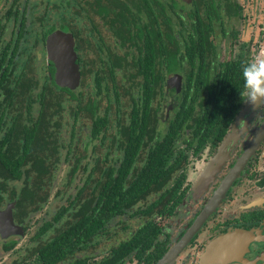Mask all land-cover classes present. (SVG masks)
<instances>
[{"label": "trees", "instance_id": "trees-1", "mask_svg": "<svg viewBox=\"0 0 264 264\" xmlns=\"http://www.w3.org/2000/svg\"><path fill=\"white\" fill-rule=\"evenodd\" d=\"M81 1L66 0L64 7L73 23L83 13L88 25V37L84 38L87 44L84 42L81 51L85 68L81 70L82 82L89 79L92 89L90 85L100 72L131 81V70L136 69L146 106L139 107L133 97H128L130 110L122 122L118 117L122 112L121 98L129 92L123 84L114 82L111 89L105 83L101 90L97 83L98 97L82 105L77 92L54 90L52 86L48 102L40 101L37 118H26L28 125L22 123L23 118L12 119L0 140V201L5 197L15 200L14 215L21 225L48 204L53 195L56 198L50 220L31 232L33 250L28 252L26 246L18 254L19 263L14 264H29L28 257H34V264L54 263L56 257L69 256L77 246L84 247L90 240L98 245L111 217L144 205L141 202L148 193L164 189L170 195L162 194L161 198H173L175 191L186 190L188 187L183 184L187 167L194 164L195 157L207 150L210 153L221 143L245 100L240 92L241 69L249 61L246 43L237 44L230 59L215 72L211 73L208 67L214 55L209 40L214 26L221 25L223 18L240 16L241 8L234 0H83L85 8L80 9ZM92 14L112 28L114 44L123 52L118 57L105 48L97 60L89 58L88 43L96 35L93 31H99ZM71 33L76 40L75 29ZM155 45L162 46L160 51ZM76 51H80L78 46ZM96 52L92 51L93 58ZM156 68L164 77L180 72L183 81L176 95L178 105L162 138L151 144L142 129L139 110L141 115H147L148 100L157 86L150 84L148 78L153 77ZM162 86L164 91H174L164 82ZM102 98L105 105L100 107L99 115L96 104ZM80 114L85 123L80 121ZM113 123L116 137L111 133ZM80 141L84 144L81 151L90 148L95 164L80 163L82 157L78 151L75 153ZM70 159L74 162L67 163L65 191L60 193L53 189L56 173L61 162ZM78 171L85 175L80 186L74 185L80 180H75ZM10 183L17 185V190ZM71 188L74 193L69 197ZM158 204L159 200L152 205ZM30 228L26 223L27 235Z\"/></svg>", "mask_w": 264, "mask_h": 264}, {"label": "flooded vegetation", "instance_id": "flooded-vegetation-1", "mask_svg": "<svg viewBox=\"0 0 264 264\" xmlns=\"http://www.w3.org/2000/svg\"><path fill=\"white\" fill-rule=\"evenodd\" d=\"M65 1L56 0V2L51 3L50 0H0V140L4 138L3 136L7 132L13 118H23L22 123L28 125L27 119L33 120L39 116L41 99L48 102L51 89H66L55 84L53 79L54 65L47 58L46 40L56 31L68 34L72 40V51L78 72V83L73 91L78 93L80 105L93 101L98 97L95 89L97 83L101 84V90H103L105 83L112 89L114 86L110 85L118 82L126 87V91H129L121 98L122 102L119 109L122 112L118 114V117L120 116L123 119L122 122H125L127 113L130 110V107L127 106L128 97H133V100L139 103V107L146 106V99L141 98V78L137 74L136 69L131 70L133 74L131 81L123 80L117 75L113 77L109 72L106 74L100 72L93 85H90L93 86L92 89L89 88V79L82 82V71L85 68L81 51L84 49V42L87 44L84 38L89 32L87 30L88 25L83 13H80L79 17L76 18L75 25L67 18L70 13L64 7ZM84 4L85 2L82 0L79 5L80 9L85 8ZM91 18L99 31H93V34L96 35L88 43L91 50L88 53L89 58L97 60L104 54L105 48L111 49L110 52L116 54L117 57L121 55L123 52L121 53L114 44L112 28L95 14H92ZM220 26L218 25V27ZM72 29L76 31V40L71 33ZM230 37L234 40L236 38L235 33L231 32ZM209 40L214 51L213 58H210V62H208L211 73L219 69V65L226 63L230 59L231 52L236 48L237 44L244 43L241 41L232 43L229 59L218 63L213 68L212 63L216 58V50L211 41V36H209ZM76 46L80 50L79 53L76 51ZM154 48L160 51L162 46L155 45ZM38 49L41 50V60L38 57ZM246 49L245 47L248 60L250 61V53ZM99 50L104 51L100 53ZM92 51H98L94 53L96 54L95 58L92 57ZM112 59L114 60L115 57H112ZM129 60L130 58L127 57L128 62H130ZM127 67L131 69L129 63ZM152 76L148 78V82L157 86L155 87L154 95H151L148 100L147 115H141L142 112L139 110L142 129L149 140L147 143L151 144L162 138L165 125L172 117L174 107L178 105L176 95L179 94L178 88L183 81V76L180 72L164 77L162 71L157 68L153 71ZM153 78H155V81ZM163 82L173 87L175 92L171 93L167 89L164 91ZM165 98L168 99L166 107L163 106ZM104 105V98L97 102V114H101L100 107H104ZM110 105L113 109L114 103L112 99ZM244 105L245 100L232 124L227 129L226 134L240 115ZM161 110L164 113L163 118L160 116ZM80 117V121L85 120L83 114H80ZM263 118L264 115L262 120ZM262 120L253 127L246 143L241 147L221 177L216 180L212 178L214 182L212 181L213 183L210 184L208 189L204 185L201 188L195 186L196 180L202 179L198 177V172L199 169H203L214 158L226 134L221 143L215 146L210 153L209 150L202 153V155L200 153L199 155L201 156L199 158L195 157L194 164L190 168L187 167L189 172L184 175L183 184V186L188 187L186 190L175 191L173 198H161L162 194L166 193L164 189L148 193L143 202H141L144 205H136L123 214H116L111 217L105 225V230L102 232L103 235H101L105 241V246L104 244L100 245L102 240H99L101 242L98 245L93 244L92 240H90L84 247L81 245L77 246L71 255L56 257L57 260L49 264H264V206L257 209L249 207L244 210L240 206V202V205H232V200H229V198L234 197V191L231 190V187L236 184V178L241 174L242 170H245L251 157L259 154L260 147L264 146V137L242 170L224 191L222 197H219L215 204L206 210L209 199L231 170ZM114 124H111V127H114ZM112 129L113 132L111 133L116 137L115 127ZM146 138H144L145 141ZM97 143L96 141L95 145ZM88 149L90 150V148ZM88 149L86 159L87 155H91L88 154ZM187 153L191 154V151ZM95 160V157L93 160L91 157L86 164H95ZM261 182L263 184H260ZM253 184L255 187L264 190V175L254 180ZM10 186L15 188V190L18 188L13 183H10ZM158 200L161 204L152 205ZM14 207L15 200L13 199L5 197L0 201V212L8 208L12 225L19 227L21 230V235L11 234L6 238L0 237V264L19 263L17 259H21V257H18L21 250H25L26 246L28 247V252L33 250V242L30 240L31 231L28 236L25 232L26 228L24 229L28 222L19 224L17 217L14 215ZM239 231L249 233L250 239L244 247L234 246L233 255L231 256V258H234L215 262L204 257L211 242L227 233ZM26 236L28 238L22 243ZM218 250L219 252L225 251L226 246L219 247ZM210 257H213V255ZM33 259L34 257H28L29 262L27 263L34 264Z\"/></svg>", "mask_w": 264, "mask_h": 264}, {"label": "rangeland", "instance_id": "rangeland-1", "mask_svg": "<svg viewBox=\"0 0 264 264\" xmlns=\"http://www.w3.org/2000/svg\"><path fill=\"white\" fill-rule=\"evenodd\" d=\"M237 5L241 8L240 16L238 19H224L220 27L215 26L214 32L211 35V41L215 46V55L216 58L212 63V67L215 68L218 63L227 61L230 56L231 44L237 41H241L247 44V49L250 53V59H254L256 56H264V0H234ZM50 2H56V0H50ZM190 3V1H189ZM231 32L235 33V39H231ZM38 57L42 59L41 50L38 49ZM42 64V62H40ZM42 69V68H41ZM42 73V72H39ZM168 99L165 98L163 106L166 107ZM163 109V108H162ZM163 110H161V117L163 118ZM264 115V106L259 110L254 109L250 104L245 102V105L236 118L233 125L230 127L228 133L225 136L223 143L217 149V152L214 158L208 162L203 169H199V180H196L195 186L200 188L207 186L208 189L210 184L215 180L221 177L225 172L228 165L234 160L237 153L240 151L241 147L246 143L247 138L250 136L253 127L256 126ZM88 142V141H87ZM83 141L78 143V148L75 150V153L78 151L79 158L82 157L81 163L86 164L87 160L94 159V156H88L86 159L87 152H82ZM91 142L88 147L91 146ZM261 146V145H260ZM117 152L114 154V156ZM62 154L60 157L62 158ZM72 159L69 162H63L60 166L59 171L56 173L55 178V187L53 189H59V192L65 191L63 186L66 181V175L68 172L67 163L71 164ZM75 176L80 178L78 182H74V185H81V179L84 178V173H80ZM77 172V173H78ZM81 175V176H80ZM264 175V146L260 147L259 154L257 156L251 157L245 170L241 171V174L236 178V184L231 187V190L234 191V197L229 198L232 200V205H240L245 210L246 208L253 207L259 208L263 207L262 204L264 201V190L254 186L253 181L257 178ZM208 181H207V180ZM211 180V182H210ZM213 181V182H212ZM207 182V183H205ZM194 186V188H195ZM74 189L71 188L67 196L72 197ZM56 198L51 197L48 204H46L42 209H40L35 215L27 218L30 231L32 232L35 227L40 225L43 221H48L54 213L53 202ZM65 205V202L63 203ZM36 223V224H35ZM29 236V235H28ZM26 236L22 243L28 238ZM101 244H104L105 241L103 237ZM100 251V250H99ZM100 252H103L102 250ZM264 258V257H263Z\"/></svg>", "mask_w": 264, "mask_h": 264}, {"label": "water", "instance_id": "water-1", "mask_svg": "<svg viewBox=\"0 0 264 264\" xmlns=\"http://www.w3.org/2000/svg\"><path fill=\"white\" fill-rule=\"evenodd\" d=\"M185 3H189V0H182ZM46 52L47 58L53 63L55 72L53 79L58 87L66 88L69 91H73L78 83V72L75 65V58L72 51V40L68 34H62L59 31L52 33L46 40ZM264 137V118L258 128L256 129L253 137L248 142L245 149L242 151L240 156L236 159L231 170L228 172L226 177L221 181L219 186L216 188L215 193L209 199L206 210L211 208L219 197H222L224 191L229 187L238 173L242 170L249 157L258 148ZM205 210V211H206ZM204 211V213H206ZM11 234L21 235L19 227H15L11 223L10 211L6 208L0 212V237L6 238ZM250 239V234L247 232H234L227 233L221 238H217L206 250V259L221 261L230 260L233 255L234 246H245ZM226 246V250L219 252V247ZM213 257H210L212 256Z\"/></svg>", "mask_w": 264, "mask_h": 264}, {"label": "clouds", "instance_id": "clouds-1", "mask_svg": "<svg viewBox=\"0 0 264 264\" xmlns=\"http://www.w3.org/2000/svg\"><path fill=\"white\" fill-rule=\"evenodd\" d=\"M243 90L240 95L254 109L264 106V56H256L241 69Z\"/></svg>", "mask_w": 264, "mask_h": 264}]
</instances>
